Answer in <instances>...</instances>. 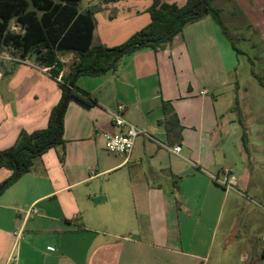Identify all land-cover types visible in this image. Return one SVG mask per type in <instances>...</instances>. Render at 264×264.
Segmentation results:
<instances>
[{
    "label": "crops",
    "instance_id": "0c3cea01",
    "mask_svg": "<svg viewBox=\"0 0 264 264\" xmlns=\"http://www.w3.org/2000/svg\"><path fill=\"white\" fill-rule=\"evenodd\" d=\"M157 1L186 3L85 0L81 6V0L78 9L93 12L92 45L115 48L149 24L148 9ZM212 5L238 16L257 35L261 55L248 38L243 40L249 51L237 47L236 53L207 15L160 48L122 56L114 70L77 77L75 86L95 105L71 98L63 114V147L46 151L0 193V264H205L207 258L193 247L203 245L198 235L204 219L231 195L211 178L224 168L230 170L227 181L233 188L243 185L254 208L244 204V240L231 227L220 244L244 242L243 258L264 264V218L257 211L264 210V179L259 189L252 188L239 123L240 118L247 131L252 115L241 107L244 85L254 79L249 59L264 74V0ZM9 32L23 29L11 20ZM58 60L62 76L75 55L60 53ZM32 64L0 61V151L21 131L45 129L61 100L58 76ZM119 104L126 106L125 118L154 140L137 137L128 161L108 153L102 137L117 132L109 113ZM260 133L264 139V130ZM159 144L180 151L173 154ZM10 175L1 168L0 185ZM30 206L38 213L24 219L22 211ZM18 226L23 238L15 244Z\"/></svg>",
    "mask_w": 264,
    "mask_h": 264
},
{
    "label": "trees",
    "instance_id": "16d2710c",
    "mask_svg": "<svg viewBox=\"0 0 264 264\" xmlns=\"http://www.w3.org/2000/svg\"><path fill=\"white\" fill-rule=\"evenodd\" d=\"M81 0H0V52L12 49L21 59L27 58L39 66L49 68L56 78L62 69L58 60L60 53H73L75 60L67 74L61 76L59 87L62 97L52 110L45 129L26 133L21 131L15 143L0 151V169L11 172L1 183L0 193L28 173L35 160L51 148L63 147V118L55 125L54 120L70 83L77 77L97 76L114 70L119 59L141 48L157 49L171 40L190 23L209 15L220 28L236 53L234 37L229 33L219 9L213 7L214 0H186L182 7L155 2L148 9L150 22L134 33L125 43L115 48L93 46L95 28L93 12L78 9ZM14 20L22 29L20 34L9 32V23ZM251 64V75L264 88V74L256 73ZM76 77V78H77ZM76 99L86 106L95 105V100L75 86L70 91V99ZM241 141L246 149V128L241 119ZM62 156L60 160L62 161Z\"/></svg>",
    "mask_w": 264,
    "mask_h": 264
},
{
    "label": "rangeland",
    "instance_id": "374dc122",
    "mask_svg": "<svg viewBox=\"0 0 264 264\" xmlns=\"http://www.w3.org/2000/svg\"><path fill=\"white\" fill-rule=\"evenodd\" d=\"M84 2L85 0H82L81 6ZM231 9L232 7L227 6L228 12H230ZM221 17L225 27L234 37L237 47L246 50L247 46L244 43L243 38L245 41L248 38V44H250V42L251 44L253 42L258 44L255 48V54L257 56L261 55L263 51L260 49L262 46L259 44L260 41H258L259 39H257V35H251L252 32L245 27L244 23L238 16L228 17L224 13H221ZM12 51V49L6 48L5 54L15 55ZM254 69L256 73H261L259 63H254ZM244 86L246 89V98L241 102V107L250 110L252 114L247 116L246 120L248 149L243 148L245 152H247L245 167L255 181V185H253L252 188L259 189L262 186H260V180L264 179V139L260 137V130H264V88L261 87L255 79H252ZM243 187V185L239 184L233 188L232 191H230L231 195L225 205L221 207V204H219L218 207L216 206V209L214 206L213 214L209 212L210 215L204 219V228L202 229L201 234L198 235V237L202 239L203 245L197 248L193 247V251H196V253L207 258V263L205 264H249V261L243 258L246 251L244 242L238 246L220 244V240L223 237L221 235L228 233L231 227H235L233 231H235L234 234L236 237H240L241 240H244L245 238V230L243 228L244 204H248L251 208H254V204L249 201V197L245 198V196L249 194ZM261 205L264 207L263 203ZM257 211L259 214H262L264 218V210L258 209ZM217 218L219 222L216 226L215 222ZM212 236L214 239L211 242ZM198 264L203 263L200 262Z\"/></svg>",
    "mask_w": 264,
    "mask_h": 264
},
{
    "label": "built area",
    "instance_id": "2783aa9c",
    "mask_svg": "<svg viewBox=\"0 0 264 264\" xmlns=\"http://www.w3.org/2000/svg\"><path fill=\"white\" fill-rule=\"evenodd\" d=\"M0 61H6L11 63L17 64H25L34 66L27 58L21 59L17 55H6L5 51L0 52ZM43 71H46L43 69ZM58 81L61 80V76H58ZM206 93V90H203L201 94ZM126 106L119 104L115 107L113 111L109 113L111 122L113 126L117 129L116 133H104L102 135L103 142H104V149L113 155H117L123 158L124 161H128L131 153L133 151V147L135 144V140L139 136H145L148 139L153 140L149 136H147L143 131L139 130L133 124H131L126 118ZM154 141V140H153ZM160 146L164 147L166 150L173 154H178L180 151L179 146H175L174 148H168L159 144ZM230 173L228 168H224L220 170L218 173L211 175L212 180L222 186L226 190H232L233 186L227 181V177ZM24 214V219L36 215L38 210L33 206H30L22 211ZM13 234L15 236L16 242L15 244L22 240L23 238V227L18 226L14 229ZM16 253V249L14 251ZM12 260H16V257H12Z\"/></svg>",
    "mask_w": 264,
    "mask_h": 264
},
{
    "label": "water",
    "instance_id": "95a60500",
    "mask_svg": "<svg viewBox=\"0 0 264 264\" xmlns=\"http://www.w3.org/2000/svg\"><path fill=\"white\" fill-rule=\"evenodd\" d=\"M76 77H77V75L74 76L73 81L70 83L67 90L65 91L64 98H63L62 103L59 106V109H58L57 114L55 116V120H54L55 125H57L60 122V120L63 118V114H64L65 109L67 107V104L70 100V91L73 89V85H74V81H75ZM1 188H2V186H0V189Z\"/></svg>",
    "mask_w": 264,
    "mask_h": 264
}]
</instances>
